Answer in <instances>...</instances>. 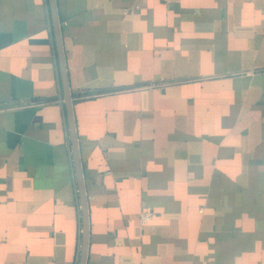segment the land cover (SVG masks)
<instances>
[{
    "label": "crops",
    "instance_id": "0c3cea01",
    "mask_svg": "<svg viewBox=\"0 0 264 264\" xmlns=\"http://www.w3.org/2000/svg\"><path fill=\"white\" fill-rule=\"evenodd\" d=\"M54 3L0 0V264L78 262L61 55L85 264H264V0Z\"/></svg>",
    "mask_w": 264,
    "mask_h": 264
},
{
    "label": "water",
    "instance_id": "95a60500",
    "mask_svg": "<svg viewBox=\"0 0 264 264\" xmlns=\"http://www.w3.org/2000/svg\"><path fill=\"white\" fill-rule=\"evenodd\" d=\"M52 12H53V21L54 25L57 23L58 25V37H57V44L60 43L59 39V33H60V26L59 21L57 19V16H55V3L54 0H50ZM57 20V21H56ZM61 49V48H60ZM59 54H62L59 50ZM60 68H61V77L62 82L65 87V104L67 109V117H68V123H69V129H70V136L73 143L72 150H73V158L76 166V177L78 182V190H79V198H80V205H81V214H82V235H81V247L79 251L78 256V262L77 264H85L86 257H87V247H88V234H89V221H88V209H87V199L85 194V189L83 185V175L81 170V162L79 158V151L77 146V139H76V133H75V125L73 120V114L71 109V95L68 94V84H67V76L65 71V63L64 58L61 55L60 57Z\"/></svg>",
    "mask_w": 264,
    "mask_h": 264
},
{
    "label": "built area",
    "instance_id": "2783aa9c",
    "mask_svg": "<svg viewBox=\"0 0 264 264\" xmlns=\"http://www.w3.org/2000/svg\"><path fill=\"white\" fill-rule=\"evenodd\" d=\"M153 217V212L150 210H142L140 213V220L146 222Z\"/></svg>",
    "mask_w": 264,
    "mask_h": 264
}]
</instances>
